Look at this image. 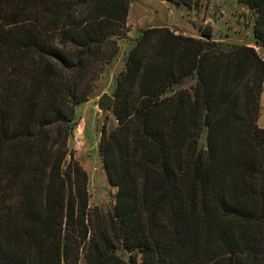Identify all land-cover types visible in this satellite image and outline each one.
<instances>
[{"label":"trees","instance_id":"trees-1","mask_svg":"<svg viewBox=\"0 0 264 264\" xmlns=\"http://www.w3.org/2000/svg\"><path fill=\"white\" fill-rule=\"evenodd\" d=\"M238 2L264 46V0ZM130 3L0 0V264H264V58L211 28L139 31L98 145L115 201L91 206L70 140Z\"/></svg>","mask_w":264,"mask_h":264},{"label":"rangeland","instance_id":"rangeland-1","mask_svg":"<svg viewBox=\"0 0 264 264\" xmlns=\"http://www.w3.org/2000/svg\"><path fill=\"white\" fill-rule=\"evenodd\" d=\"M253 24L254 16L238 0H200L198 6L191 7L176 6L166 0H131L124 28L126 34L118 40L119 54L96 81L91 98L77 108V122L70 140L74 158L88 174L91 206L106 212L112 208L116 194L98 149L102 126H110L116 121L111 107L103 113L97 107V100L104 93L112 95L115 76L123 69L126 54L139 31L162 25L177 33L199 36L203 30L211 28L214 40L225 45L251 44L264 58V46H258L254 41ZM260 103L259 125L264 127V91ZM80 264H85L82 256Z\"/></svg>","mask_w":264,"mask_h":264},{"label":"water","instance_id":"water-1","mask_svg":"<svg viewBox=\"0 0 264 264\" xmlns=\"http://www.w3.org/2000/svg\"><path fill=\"white\" fill-rule=\"evenodd\" d=\"M114 102V97L108 93L102 94L99 99L97 100V107L105 113V111L111 107L112 103Z\"/></svg>","mask_w":264,"mask_h":264},{"label":"crops","instance_id":"crops-1","mask_svg":"<svg viewBox=\"0 0 264 264\" xmlns=\"http://www.w3.org/2000/svg\"><path fill=\"white\" fill-rule=\"evenodd\" d=\"M251 45V44H250ZM259 124H260V120H259Z\"/></svg>","mask_w":264,"mask_h":264}]
</instances>
